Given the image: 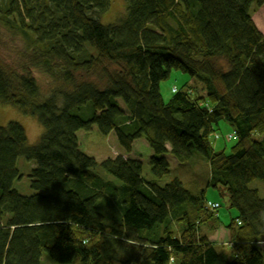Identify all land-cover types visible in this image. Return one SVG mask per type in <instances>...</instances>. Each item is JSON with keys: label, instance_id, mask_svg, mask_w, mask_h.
<instances>
[{"label": "trees", "instance_id": "trees-1", "mask_svg": "<svg viewBox=\"0 0 264 264\" xmlns=\"http://www.w3.org/2000/svg\"><path fill=\"white\" fill-rule=\"evenodd\" d=\"M125 1L109 24L96 16L113 0H9L0 11L25 39L23 64L0 59V104L44 129L29 145L19 122L0 126V264H41L44 252L60 264H240L249 247L264 264V198L250 186L264 182V34L251 13L264 0ZM173 70L196 84L166 102ZM90 103V117L73 112ZM221 120L234 129L224 138L237 139L230 154L210 141ZM94 125L123 143L145 139L157 179L171 172L167 154L204 157L209 186H223L238 212L230 247L210 239L221 205L209 209L204 189L149 182L140 159L83 152L77 133ZM20 157L36 162L29 196L14 187Z\"/></svg>", "mask_w": 264, "mask_h": 264}, {"label": "rangeland", "instance_id": "rangeland-1", "mask_svg": "<svg viewBox=\"0 0 264 264\" xmlns=\"http://www.w3.org/2000/svg\"><path fill=\"white\" fill-rule=\"evenodd\" d=\"M9 0H0V11L5 9ZM251 13L253 20L257 27L264 34V6L259 7L253 4L251 7ZM126 14V1L125 0H113L110 10L104 15L96 16L103 24L115 23L122 19ZM25 40V39H24ZM23 37L17 33L16 30L9 29L0 23V59L4 65L9 67H15L25 62L24 59V47L25 41ZM92 51V50H91ZM93 52V51H92ZM44 92L48 91V79L44 76L39 77ZM187 83L196 84L189 74L180 71L173 70L170 78L161 83V93L166 102H168L173 96V89L184 88ZM198 92L201 91V87H198ZM91 103L83 106L82 108L75 109V114L83 117H90L91 115ZM10 121L19 122L26 130L28 136L29 145L35 144L40 136L43 134L44 129L39 124L36 118L25 115L18 108L11 105L0 104V126L7 125ZM216 133L210 137L213 148L216 151H224L226 154H230L232 146L237 143V139L228 140L224 137L228 135H234V129L229 122L221 120L218 125L215 126ZM221 136L220 139H216V135ZM79 143L81 150L96 158L98 162L116 156L131 157L133 159H140L143 162V178L149 182L158 183L164 186L170 183L173 179L179 178L188 186H196L197 189L205 190V197L207 201L218 202L221 208L216 212L217 220L215 225L217 228L221 227L218 231L210 233L211 236L219 237V241L226 242L229 231L226 229L231 221L238 217V212L231 206L230 197L227 190L218 185V187L209 186L210 179V163L202 156L196 154L189 162L180 163L174 156L167 154V159L170 163L171 172L161 179H157L153 176L150 166V157L153 152L145 139H137L131 141L127 138V142L120 141L119 131H113L109 136L102 134L96 125L90 130H80L78 133ZM17 167L21 179H16L14 187L23 195H32L35 191L31 188L30 173L33 168L36 167L35 161H29L24 157H20L17 161ZM104 180L114 181L117 185L121 183L112 175L107 173L102 168L95 170ZM252 188L257 189L260 196L264 198V182L255 180L250 185ZM190 188V187H189ZM179 225H175L177 229ZM174 229V227L172 226ZM174 229V230H175ZM207 229V228H206ZM210 236V239H211ZM230 244V243H229ZM142 247L144 244H137ZM254 250V249H253ZM230 251V250H229ZM255 251V250H254ZM251 253V252H250ZM248 254H244L246 258ZM260 256V254H258ZM242 259V260H243ZM263 259L260 258L258 264H262ZM41 264H60L52 260L47 253H43ZM178 264V263H175Z\"/></svg>", "mask_w": 264, "mask_h": 264}, {"label": "crops", "instance_id": "crops-1", "mask_svg": "<svg viewBox=\"0 0 264 264\" xmlns=\"http://www.w3.org/2000/svg\"><path fill=\"white\" fill-rule=\"evenodd\" d=\"M229 235L227 236L228 238L226 239V242H225V246L226 247H230V245H229V241H230V233H228ZM216 235V234H215ZM214 235V236H215ZM214 236H211V240H213V241H216V243H218L219 245H223V243H221V241H219V237L217 236V237H214ZM254 248H252V247H249L248 249H247V251L244 253V254H248L247 256H246V258H244L243 259V257H244V255H243V257L239 260V262H240V264H258V262H259V260H260V258H261V256H259L258 254V252H257V250L256 249H254ZM251 252V253H250ZM243 259V260H242ZM263 264V263H262Z\"/></svg>", "mask_w": 264, "mask_h": 264}, {"label": "built area", "instance_id": "built-area-1", "mask_svg": "<svg viewBox=\"0 0 264 264\" xmlns=\"http://www.w3.org/2000/svg\"><path fill=\"white\" fill-rule=\"evenodd\" d=\"M207 207H208L209 209H211V210H217V209L220 207V205H219V203H217V202H211V201H209V202L207 203Z\"/></svg>", "mask_w": 264, "mask_h": 264}, {"label": "bare ground", "instance_id": "bare-ground-1", "mask_svg": "<svg viewBox=\"0 0 264 264\" xmlns=\"http://www.w3.org/2000/svg\"><path fill=\"white\" fill-rule=\"evenodd\" d=\"M255 22V21H254ZM256 24V23H255ZM155 264H159V263H155Z\"/></svg>", "mask_w": 264, "mask_h": 264}, {"label": "clouds", "instance_id": "clouds-1", "mask_svg": "<svg viewBox=\"0 0 264 264\" xmlns=\"http://www.w3.org/2000/svg\"><path fill=\"white\" fill-rule=\"evenodd\" d=\"M209 202V201H208ZM212 202V201H211ZM218 203V202H217ZM220 204V203H219Z\"/></svg>", "mask_w": 264, "mask_h": 264}]
</instances>
